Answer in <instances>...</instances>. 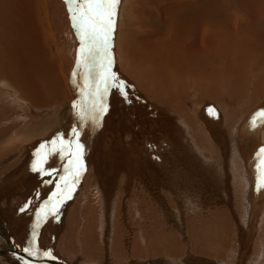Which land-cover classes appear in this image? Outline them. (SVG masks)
I'll use <instances>...</instances> for the list:
<instances>
[{
	"label": "bare ground",
	"instance_id": "bare-ground-1",
	"mask_svg": "<svg viewBox=\"0 0 264 264\" xmlns=\"http://www.w3.org/2000/svg\"><path fill=\"white\" fill-rule=\"evenodd\" d=\"M126 3L133 11L142 6L141 0H126ZM75 7V3L70 4L66 0H0V93L3 94V99L0 100V135L3 132L6 134L0 141L4 140L8 144L9 142L14 143L17 147L9 150L8 154L4 153L7 155L0 160V168L5 167L6 171V168L9 167L8 170H10L13 166L10 161L15 157L19 159L16 166L20 170L16 172L24 174L34 168L35 174L43 172V175H46L55 170V167H59L58 173L61 174L64 181L66 173L69 172L67 169L74 168V163L77 162L76 157H79L78 161L84 160L86 157L85 155H83L84 158L82 157L84 148L87 146L85 140L92 130L91 127H87V124H93L98 114L106 116V113L100 111L101 109H95L98 105H96L98 98L95 95L104 90V84L100 77L108 67L110 59V72L115 73L119 80L125 82L127 97L115 87H109L107 93H103L104 100L108 101L111 109L107 123H114L119 131H122L117 134L114 132L116 139H118L116 136L120 137L123 134L125 137H134V141H136V149L127 156V161L119 158L118 162L121 159V163L129 166L131 175H133L132 180L138 183L139 177L145 176L139 163L146 161V156L149 155V159L162 169L163 182L165 179L168 182L179 181L177 177H181L180 173H173L172 168L176 170L181 161H183L182 165H185V169L189 165L191 168L193 166L198 169L213 166L217 168V171H220L218 169L220 158L224 159V164L228 165V156L225 157L227 155L225 152L228 150L224 151L223 146L227 147L228 144L232 146L233 142L238 139V145L241 144V146H237L238 151L235 153H238L237 158L242 159L243 163L238 164L235 156H232L228 167L233 166L234 170L236 169L238 178L235 179V184L237 183L250 199L251 209L247 211L243 226L240 227V224L237 225V222H234L236 226H232L230 230L231 234L236 235L234 241L241 251L235 259L237 262H232L233 258H229L228 262L232 264L234 262L236 264H264L262 261L264 258V163L261 162L264 159V154L259 157L257 155L259 150L264 148V121L257 117L255 125L253 124L254 114L260 111V108L264 109V96L252 102L251 94L247 95L242 91V88L252 81L253 70L260 69L264 72V65L260 62L264 59L262 53L264 49V0H202L200 6L178 7V11L183 12L184 17L176 22L173 30L166 31L167 39H162L161 32L158 31L150 34L142 31L143 29L139 28L140 25L143 26L142 23L139 24V27H135L131 19V22L124 23L126 27L119 32L120 35L114 41L113 24L107 37V55L101 48L96 57L90 58L87 63L91 65V71L85 66V54L80 51L82 38L78 27L74 26L72 20L74 13L71 9ZM222 7L226 12L222 11ZM191 12H210V14L194 13L191 15ZM238 12H246L252 19L241 27H237L238 19L235 20L232 14L238 18ZM115 17L117 18L116 11L113 17L114 21ZM191 19L198 24L194 26ZM212 26L215 27L211 29ZM195 28L197 32L202 31L201 34L196 37L191 46H183L181 42L190 36ZM113 45L114 55L112 56L111 47ZM200 49L204 51L200 52ZM73 50L76 51L75 54H73ZM79 55L82 56V61L79 60L81 59ZM76 57L80 61L79 64ZM73 58L76 60L73 62L72 69L68 71ZM201 61H209L212 65V67L210 66L213 70L212 82L206 78L199 79L196 76L194 63ZM222 71H225L223 75H221ZM2 77L9 78L14 86H8L6 84L8 81L1 80ZM198 81L207 83L208 87H212L213 92L217 95L226 92V98H231L234 103H219L220 109L215 108L214 102L208 101L209 98L206 97L208 95L199 93V89L196 88ZM261 81H263V77ZM204 86L206 87V84ZM97 87H99V91H97ZM18 89L22 91L28 107L19 106L25 111V114L23 116L14 115L16 116L15 120L19 121L17 125L13 123L14 125L4 127L2 125L3 118L15 113L11 110L8 101H16L19 98ZM65 95L72 98L74 96L75 100L71 98L70 103L64 104L60 101L62 111H58L59 104L46 106ZM168 98L173 100L171 104L166 101ZM99 99L104 110L106 101L103 104L102 96ZM143 99L150 105L144 106ZM250 103L251 105L248 107ZM210 106L214 111L208 110ZM104 111L107 112L106 109ZM103 118L105 119V117ZM73 129L77 130L78 135L73 136ZM79 135V139L82 141L78 144L84 146L78 150L74 145L77 144ZM61 138L63 143L60 142L59 145ZM159 138H163L162 154L151 149L154 146L153 141H158ZM54 139L57 140V143L53 146L50 142ZM70 141L71 146H69ZM41 144H45L46 147L41 148ZM121 145L124 146L123 143ZM58 151L60 152L58 153ZM176 151L182 154L180 158L175 154ZM189 154L192 156L190 164L189 159L185 157ZM42 155L48 156V158L39 159L38 156ZM61 155L62 163L57 160L59 164L55 163L58 166L55 165L53 169L54 164L51 163V160L55 157L59 159ZM10 158L12 159L10 160ZM103 158L105 156L101 157L100 161L97 159L94 171L86 173L87 177L84 176L82 179V181L85 179V186L82 195H79V198L77 196L80 205L79 212L76 213V205H74L68 209L67 222H59L60 215L65 208L63 209L62 203H58L57 208H54L49 216L47 215V219L45 218L43 221L46 222L45 227L51 229L52 236L56 241H63L62 249L66 245H69L68 247L73 250L77 249L75 242L80 238L77 237L76 231H80L84 233L83 248L95 255L96 251L88 242L95 237L108 236L109 227L104 228L103 226L111 225L112 227L113 225L111 212L114 209V202L112 196L116 190L112 191V183L116 177V175L114 176L116 164L112 173L111 166H107V164L103 166ZM100 162L101 166L98 167ZM241 167H245V169ZM246 172L253 180L250 183L243 177ZM210 174L209 177L213 178L212 173ZM181 175L188 177L186 174ZM48 176L43 178L44 184L48 183L45 179H52L51 176ZM74 179L70 183L67 182L70 191L76 185ZM78 179H80L79 176ZM131 182L129 185H133ZM98 186L101 187V191L96 192L93 199L86 202V190L90 191L93 187L97 188ZM57 188L58 192L52 196L54 203L59 192H62L60 185ZM95 188L94 190H96ZM128 191L131 192L128 195L135 194L136 186H132ZM100 193H103V198L100 197ZM69 194L70 192L67 194V190H65L61 195V200ZM62 202L65 205V201ZM99 203L102 205L101 208ZM37 210L32 212L31 216L34 217L37 212L36 216L38 217L41 213L39 209ZM102 210H105L106 213L101 214ZM259 213L262 215L260 216ZM20 214L21 210L5 212V216L14 221L15 230H13L15 233L12 230L13 226L9 228L11 233L9 232L6 240L0 233V244L11 242L12 245L8 248H4V245L0 246V257L8 256L11 259H19L22 256L34 264H49L52 260L57 264H72L61 258L36 256L33 253L35 245L30 246L28 252L20 247H14L17 245L15 236L23 244L26 240L24 242L22 240L29 237L30 231L32 232L30 239H35L34 235H38L37 229L40 221L35 223L36 226L33 224L34 229L30 228V220L21 219L22 221L16 222V219L21 217ZM233 218L235 220L234 215ZM259 220L261 221L259 224L261 232L255 239V245L260 248L261 260L252 255L251 243L247 246L258 230ZM62 224L63 228H61ZM198 225L195 226L193 223L190 227L196 231ZM19 227L25 228V230L20 231ZM215 228L212 225L208 235L212 237L219 233L218 236H222L220 230ZM0 231H3L1 227ZM163 232L160 237L170 236L168 232ZM29 241L27 240V244ZM121 247L113 245L116 251H121ZM234 248L236 247H232L230 251L233 252ZM203 249L207 250L205 247ZM230 251L228 250V252ZM215 255L222 257L219 252ZM252 256L254 260L251 259Z\"/></svg>",
	"mask_w": 264,
	"mask_h": 264
},
{
	"label": "rangeland",
	"instance_id": "rangeland-1",
	"mask_svg": "<svg viewBox=\"0 0 264 264\" xmlns=\"http://www.w3.org/2000/svg\"><path fill=\"white\" fill-rule=\"evenodd\" d=\"M201 2L202 0H141L142 6L133 11L130 5L126 3V0H119V3L115 6L117 18L115 17L114 21V41H116L118 36L120 35L119 32H121L123 28L126 27L124 23L126 24V21L127 23H129L128 21L131 22L132 20L135 27H139V24L142 23L143 26L141 27L140 25L139 27L140 29H143L142 31L146 33L148 32L149 34L158 31L161 32L162 39H167L168 36L165 34L166 31L169 29L173 30L175 28L176 22L184 17V13L178 11L179 8H182L186 5L200 6ZM222 11H225L224 7H222ZM194 13L210 14V12H191V15H193ZM232 17L235 20L238 19L237 27H241L245 22H248L252 19V17L246 12H238V18L234 14H232ZM140 20H143V22H140ZM192 22L194 26L198 24V22L196 21L192 20ZM214 27L215 26H212L211 29H213ZM201 32L202 31L197 32V29L195 28L193 33L181 42L182 45L185 47L191 46L195 41L196 37L200 35ZM140 37L145 38L144 36ZM199 44L201 45V43ZM111 50L113 51V56L114 45L113 47H111ZM201 51L204 50L200 49V52ZM75 53L76 51L73 50V54ZM262 53L264 54V49ZM76 58L78 60V57ZM74 60L76 59L73 58L68 71L72 69L74 65ZM260 62L262 63V65H264V59ZM210 66L212 67L209 61L195 62L194 67L196 71V76L199 79L206 78L207 80L212 82L213 70ZM223 72L225 73V71H222L221 75L224 74ZM262 77L263 81H261ZM3 79L8 81L6 83L8 86L13 85L12 81L9 78L2 77L1 80ZM205 84L206 87L204 86ZM196 88L199 89L200 94L208 95L206 96L207 98H209L208 101L214 102V107L217 109H220V107H218L219 103H234L233 101H231V98H226V92L217 95L213 92L212 87H208L207 83H199L198 81ZM17 91L20 95H18L19 98H17L16 101H8L11 110L15 111V113L11 114L9 117L5 116L3 118L4 120L2 125L4 127L13 123L17 125L19 121H16L15 117L19 115L23 116L25 114V111H23L22 108H19V106L28 107V104L23 98L24 96L22 95V91L20 89H18ZM242 91L245 92L247 95L249 93L251 94V98H253L252 102L261 99L262 96H264V72L260 69L253 70L252 81L248 85L243 87ZM103 93L106 94L104 90H102L101 93L95 95L96 98L99 99L102 96L101 100L103 101ZM65 96L60 99L54 100L49 104H46V106L59 104L58 111H62L63 108L61 106L62 103H60V101H62L64 104L66 102H69L72 98L69 96L67 97V95ZM93 98L95 97L93 96ZM2 99L3 94L0 93V100ZM72 99L75 100V97L73 96ZM98 99L96 100V105L98 104L99 106H95V109H101L100 111L104 112V114L106 113V116L98 114V117L95 118V123L93 122V124H87V127H91L92 130L90 131L91 133L87 135V140H85V144L87 146L84 148V153L82 154V157H86L84 158V160L80 159L81 162L78 161L79 157H76L77 162L76 164L74 163V168L67 169L69 171L65 175L67 180L65 178L64 181L63 179H61L62 176L58 173V170L60 169L59 167H55V170H53L55 165L58 166L57 164L62 163V155L59 157V159H56L55 157L53 158L54 161L51 160V163L54 165L52 166L50 164L53 169L51 168V166L50 168L53 171H50V169V172L46 175H43V172L42 174H38V172H36L35 174L34 168L28 170L24 174H21V172H16L20 170L18 166H16V163L19 159L15 157L13 159L10 158V160L12 159L10 162L13 164L10 170H8L9 167L6 168V171L8 170L7 172L5 171V167L3 169L0 168V215L2 214V218L0 219V227L3 229V231H0L1 236H4L6 240L7 235L11 233L9 231V228L13 226L12 230H15V226L13 225L14 221H12L9 217H6L5 212H7L8 210H20L22 207H25V205H27V209L25 208L23 212L21 211V217L18 216L20 218L16 219V222L22 221L21 219L30 220L31 222L32 218H34L33 216H31L32 212H35V210L39 209L43 201L45 202L46 200L52 198L54 193L58 191L57 187H59V185L61 187L60 191L62 192H59L56 202L52 204L51 209L49 211L51 212L54 208H57V205L62 203L63 209L65 208L66 211L65 209H62L63 211L60 215L61 218H59L60 220H58L59 222L62 221L66 223L69 218L68 209L70 207L76 205L75 211L76 213L79 212L80 205L78 203V198L79 195H82V191L85 186V179L82 181L83 177H87L88 172L94 171L96 167L95 162L97 159L98 161H100L101 157L105 156V158H103V166L105 164H107V166H111V172L113 173L114 165L116 164V171L114 172V176L116 175L117 177L119 174L121 175H119L118 178L114 177V183H112V191L116 190V192L112 196V200L114 202V209L111 212L113 225L112 227L111 225L103 226L104 228L109 227L108 236H103L104 238H99L100 236L95 237L92 238L90 242H88V244L93 246L94 250L96 251V254L92 255L89 251L83 248V245L85 244V241L83 240L84 233L80 231H76L77 237L80 238V240H76L75 242L77 245V249L73 250V248L68 247L69 245H66L67 247L63 246L62 249L63 241H56V239L52 236L51 229L45 227L46 222L43 221H45L46 217L42 219L39 224L37 231L38 235L36 236L38 238L37 242L36 239H30L29 244H27V241L26 243L22 244V242H19V240L16 238L17 236H15V241H17L15 243L19 245H14V247L22 248L23 246H25L23 249H29L30 246L33 247V245H35V251H33V253H35L36 256H44V253H49L45 256L58 259L61 258L66 262L72 264H224V261H226V264H232L231 262H228L232 258V262H237V260L235 259H237V256H239L241 250L237 248L236 241H234L236 235L231 234L230 230L232 226H236L234 222H237V225L240 224L239 226L242 227L247 216V211L251 209L250 199L247 198V196L243 192L244 190H241L237 183L235 184V179L238 178V173H236V169L234 170L233 166L228 167L229 161L232 156H235L234 158L235 160H237L238 164L243 163L242 159L237 158L238 153H235L236 151H238L237 146H241V144L238 145V139L237 141L233 142L234 145L232 146L231 144H228L227 147L223 146L225 148L224 151L228 150L227 152H225L227 154L225 157L228 156V165L226 163L224 164V159L220 158L221 161L219 163L218 168L220 171H217V168H214L213 166H209V168H205V170L198 169L193 166L191 168L189 165V167L185 169V165H182L183 161H181L176 170L172 168L173 173H180L181 177H177L179 178V181L168 182L167 179H165L163 182L162 169L159 167L158 164L151 161L149 159V155H147V160L144 162L141 161L139 163L145 176H143L142 178L139 177V180L137 181L138 183H135L132 180L133 175H131L132 172L129 166L121 163V159L127 161V156L132 154L136 149V141H134V137H125L123 134L120 135V137L116 136L118 139L115 138V135L121 130L119 131L118 127L115 126L114 123H107V118H110V104H108V101L106 100L103 101V104L106 101L104 104V110L106 109V112L100 105V99ZM143 100L142 102L144 103V106L150 105V103L148 104L145 100ZM166 101L171 104L173 100L168 98V100ZM69 103L67 104V106L69 105ZM251 103L248 105V107H250ZM209 109L210 111H214L212 106H210L208 110ZM259 110H262V108H260ZM15 114L16 116H14ZM103 117H105V119ZM103 119L105 120V123H103ZM79 124L81 125L80 122ZM114 132L116 133L115 135ZM5 136L6 134L3 132L0 135V139L4 138ZM88 136L90 137L88 138ZM79 138L80 135L78 139ZM79 140L77 141V144L78 142L82 141L81 139ZM167 140L172 141V139L168 138ZM162 142L163 138H159L158 141L154 140V146L151 149L155 152L162 154ZM121 143H123L124 146H122ZM58 144L60 145V141ZM77 144L74 145L75 148H77ZM171 146L173 145L171 144ZM12 148H17L14 143L9 142L8 144L4 142V140H1L0 160L5 158L9 150H12ZM75 148L73 150L74 152ZM6 152L7 154H4ZM59 152L60 151H58V153ZM175 154L178 156V158L182 156V154L178 151H176ZM44 156L45 155L38 156V158H48V156ZM185 157L189 159V164L192 163V156L190 154L185 155ZM119 158L121 159L118 162ZM57 160H59L60 162L57 163ZM221 165L224 169L221 167ZM100 166L101 162L98 167ZM241 168L245 169V167ZM75 173L77 174L75 175ZM210 173H212L213 178L209 177L211 176ZM181 174H186L188 177H182ZM47 175L51 176L52 179H45V181L49 184H44L43 178ZM78 176L80 177V179H78ZM74 177L76 180L74 179ZM243 177L246 178L249 183L253 181L247 172L244 173ZM72 179L76 181V185L73 186L70 191L67 182L70 183ZM130 179L132 180V182ZM58 180L59 182L61 180L62 181L59 183ZM130 182L133 185H129ZM40 185L41 187H39ZM132 186H136V193L128 195V193H131L128 190L132 188ZM94 188L95 187H93V189H90V191L86 190V202L91 201L94 197V194L96 192L99 193V191H101V187L99 186L95 188L96 190H94ZM65 190H67V194L69 192L70 194L66 198H64L65 200H61V195ZM99 195L101 198H103V193H100ZM62 201H65V205ZM99 202H101L100 199ZM67 204L68 206L66 207ZM37 206L38 208L36 209ZM99 206L100 208L102 207L101 203H99ZM111 206H113V204H111ZM105 213V210L101 211V214ZM231 214L235 216V220L233 218V215L231 216ZM259 215L261 216L262 213H259ZM191 223H195V226L199 224L196 231L191 229ZM260 223L261 221L259 220V223L257 224L258 230L256 229L257 232L255 233L254 238L250 240L247 246L251 243L252 255H255L258 259L261 260L262 253L260 252L259 246L255 245V239L259 236V233L261 232L259 230ZM212 225L214 226V228L216 227V230H220L222 236H218L219 233L215 234V236L212 237L208 235V231L210 230ZM16 227L18 226L16 225ZM63 227L64 225L62 224L61 228ZM18 230L22 231L25 230V228L23 229L19 227ZM162 232H168L170 236L160 237V234H162ZM30 234V238H32L31 231ZM113 245L122 246L120 248L121 251L114 250L115 248H113ZM0 246L8 248L12 245L11 242H9V244L4 243L2 245L0 244ZM57 246H59V248H57ZM204 247L207 248V250L203 249ZM232 247H236L233 249V252L230 251ZM110 249L111 251H109ZM169 249L172 251H170ZM249 249L250 248L248 247V250ZM228 250L230 252H228ZM218 252L222 254V257L219 255H215ZM228 255L230 256L228 257ZM253 256L251 258L252 260H254ZM0 258V264H28L29 262V264H34V262L23 258L22 256L19 257V259H11L8 256H1ZM262 261L264 262V258L262 259ZM235 262L234 264H236Z\"/></svg>",
	"mask_w": 264,
	"mask_h": 264
},
{
	"label": "snow or ice",
	"instance_id": "snow-or-ice-1",
	"mask_svg": "<svg viewBox=\"0 0 264 264\" xmlns=\"http://www.w3.org/2000/svg\"><path fill=\"white\" fill-rule=\"evenodd\" d=\"M66 2L72 4L75 3L76 7L71 9L73 11L72 20L74 26L78 27L79 34L82 38V44L80 51L85 54V66L91 71V65L88 64L90 58L96 57L101 48L105 55H107V37L111 32L114 24L113 17L115 15V6L119 3V0H66ZM80 61L78 60V64ZM111 60H108V67L105 68L104 73L101 75L100 80L104 84V92L107 93L109 87H115L120 91L122 95L127 97V91L125 88V82L119 80L115 73L110 72ZM99 91V87H97ZM261 118L264 121V109L254 114L253 124L256 123V118ZM73 136L78 135L77 130L73 129ZM61 144L63 140H60ZM53 146L57 143V140L50 142ZM71 146V141L69 142ZM41 148L46 147L45 144H41ZM76 147L81 149L83 146L77 144ZM62 150V149H61ZM264 154V148L259 150L258 157ZM264 163V159L261 161ZM259 166V165H258ZM35 170V169H34ZM63 179V177H61ZM25 207L20 210L24 211ZM28 252L29 249H24ZM49 253H45L48 255Z\"/></svg>",
	"mask_w": 264,
	"mask_h": 264
},
{
	"label": "water",
	"instance_id": "water-1",
	"mask_svg": "<svg viewBox=\"0 0 264 264\" xmlns=\"http://www.w3.org/2000/svg\"><path fill=\"white\" fill-rule=\"evenodd\" d=\"M79 58H81L80 60L82 61V56H80L79 55ZM58 192V191H57ZM53 201H54V199L53 198H50V200H49V204H52L53 203ZM48 211V209H46V211H42V212H40L41 214H39V216L38 217H36L35 219H34V222H33V224L34 223H36L38 220L40 221L43 217H44V214H45V212H47ZM35 226H36V224H35ZM30 228H32V226L30 227ZM30 233V232H29ZM23 241V240H22ZM17 251V250H16ZM55 260V259H54ZM49 264H57L56 263V261H51V262H49Z\"/></svg>",
	"mask_w": 264,
	"mask_h": 264
},
{
	"label": "crops",
	"instance_id": "crops-1",
	"mask_svg": "<svg viewBox=\"0 0 264 264\" xmlns=\"http://www.w3.org/2000/svg\"><path fill=\"white\" fill-rule=\"evenodd\" d=\"M28 238H29V237H27L26 239H24V240H23V242H24L25 240L27 241V240H28ZM26 241H25L24 243H26ZM36 242H37V241H36ZM23 248H24V246H23Z\"/></svg>",
	"mask_w": 264,
	"mask_h": 264
}]
</instances>
